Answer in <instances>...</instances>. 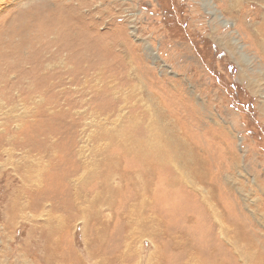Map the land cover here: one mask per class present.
I'll return each mask as SVG.
<instances>
[{"label":"rangeland","instance_id":"obj_1","mask_svg":"<svg viewBox=\"0 0 264 264\" xmlns=\"http://www.w3.org/2000/svg\"><path fill=\"white\" fill-rule=\"evenodd\" d=\"M53 1L0 0V264L264 257V0Z\"/></svg>","mask_w":264,"mask_h":264},{"label":"bare ground","instance_id":"obj_2","mask_svg":"<svg viewBox=\"0 0 264 264\" xmlns=\"http://www.w3.org/2000/svg\"><path fill=\"white\" fill-rule=\"evenodd\" d=\"M46 1V0H45ZM48 1V4H52V3H54L55 1H53V0H47ZM30 2H32V1H30ZM57 2V1H56ZM42 3H43V0H35V2H34V8H38V7H40L41 5H42ZM32 4V3H31ZM45 4H47V3H45ZM44 4V5H45ZM61 4V3H60ZM27 5H28V3H27ZM58 5V4H57ZM63 5V4H62ZM61 5V7H63ZM44 7V6H43ZM30 8V7H29ZM32 10V9H31ZM37 11V10H36ZM43 11V10H42ZM49 11V10H48ZM9 12V11H8ZM10 13H12V12H10ZM29 13V12H28ZM27 14V13H26ZM25 14V15H26ZM51 14V13H50ZM10 15V14H9ZM24 15V14H23ZM27 15H29V14H27ZM53 15V14H52ZM31 16V15H30ZM36 16V15H35ZM45 16H47L48 17V15H45ZM11 17V16H10ZM29 17V16H28ZM39 17V16H38ZM44 17V16H43ZM21 18V17H20ZM23 18V17H22ZM12 19H14V18H12ZM33 19V18H32ZM25 20V19H24ZM264 20V19H263ZM6 21H7V19H6ZM14 21V20H13ZM19 21H20V19H19ZM10 22V21H9ZM15 22H17V21H15ZM23 22H25V21H23ZM22 22V23H23ZM19 23V22H18ZM15 24H17V23H15ZM14 24V25H15ZM29 24V23H28ZM4 25V24H3ZM3 27V26H2ZM12 27H14V26H12ZM16 27V26H15ZM4 28V27H3ZM11 29V28H10ZM9 29V30H10ZM5 30H8V29H5ZM4 30V31H5ZM15 31V30H14ZM2 32V31H1ZM10 33L11 32H13V31H9ZM9 32H7V33H9ZM6 33V32H5ZM14 33V32H13ZM20 33V32H19ZM18 33V34H19ZM16 35V34H15ZM0 36H2V35H0ZM11 38V37H10ZM55 38V37H54ZM93 39V38H92ZM52 40V39H51ZM96 40V39H95ZM95 40H92V41H95ZM21 43V42H20ZM22 45H24V44H22ZM55 52V51H54ZM54 52H52V53H54ZM52 55V54H51ZM48 60V59H47ZM47 62H49V61H47ZM61 63V62H60ZM48 67H50V66H48ZM60 68V67H59ZM62 68V67H61ZM60 71V70H59ZM12 72V71H11ZM10 72V73H11ZM158 129H159V127H158ZM161 129V128H160ZM151 130V129H150ZM153 131V130H152ZM162 131H163V133H162V135H163V140L165 139V140H167L165 143H166V145L165 146H167L168 148V153H167V151H166V155H167V158L169 159V162L171 163V165H173L174 163H176V162H180L181 164H182V167H183V169L185 170V168L184 167H186L187 166V162H181L180 161V158H182L181 157V154L180 153H178L177 151H179L178 149H179V147L178 146H175V145H173V141L172 140H174V142L176 143V141H175V138L172 136L173 135V133H172V135H170L169 133H168V131H166V133H167V135L166 134H164L165 133V131H164V128L162 127ZM157 133V132H156ZM171 133V132H170ZM149 135V134H148ZM166 135V136H165ZM175 135V134H174ZM155 136V135H154ZM158 136H159V134H158ZM160 137H161V135H160ZM144 138V137H143ZM170 138V139H169ZM147 139H148V136H147ZM153 139V138H152ZM159 139V138H158ZM178 140V139H177ZM145 141V140H144ZM151 141V140H150ZM141 142H142V140H141ZM153 142V141H152ZM178 142V141H177ZM183 143V142H182ZM139 144V143H138ZM150 145V144H149ZM162 145H163V143H162ZM164 146V145H163ZM148 147V143H146L145 142V144L143 143V144H140L139 146H138V154H140V157L141 156H144V155H148L149 156V154L150 155H152V152H151V148H147ZM158 147H159V145H158ZM182 150H183V146H182ZM186 150V149H185ZM186 154H188L187 152H186ZM157 155V154H156ZM183 155V154H182ZM152 157V156H151ZM158 157H160V155L158 156ZM164 157V156H163ZM188 157H189V155H188ZM191 157V156H190ZM183 159H184V156H183ZM182 159V160H183ZM192 159H194V158H192ZM187 161H190V159L188 158L187 159ZM196 161V160H195ZM193 164V163H192ZM188 167V166H187ZM177 175V178L176 179H174V180H178L179 182H184V183H188L187 182V180H185L184 178H182V176L179 174H176ZM197 175V174H196ZM198 176H201L200 174H198ZM174 180H172V181H174ZM194 187H196V184L194 185ZM194 190V189H193ZM201 194V193H200ZM201 199H200V203H201V205H202V207L204 208V210L205 211H207V213H208V215L210 216V220L211 219H213L214 221H218V223H220V227H219V231H220V233L219 234H222L223 235V231L220 229V228H224L225 226H224V222H223V220H222V217L221 216H216L215 215V212L212 210V208H211V205H209L210 203H209V197L208 196H205V195H203V196H201L200 197ZM136 201H138V198H137V200ZM139 202V204L141 205L142 203L140 202V201H138ZM17 213V212H16ZM208 216V217H209ZM224 218V217H223ZM145 222V224H147L148 223V221H144ZM151 227V226H150ZM236 236V235H235ZM51 242H52V240L50 239V241H49V243H48V247L50 246L51 247ZM235 248V247H234ZM245 249V248H244ZM252 249V248H251ZM237 250V249H236ZM51 252H52V250H47V253H45L44 254V257H47V258H52V256L50 255L51 254ZM238 253H237V255H238V257H241L242 258V260H243V264H264V257H261V255H258V256H256L255 255V253L254 252H252V251H248V250H245V252L244 251H241V250H239V251H237ZM49 253V254H48Z\"/></svg>","mask_w":264,"mask_h":264}]
</instances>
